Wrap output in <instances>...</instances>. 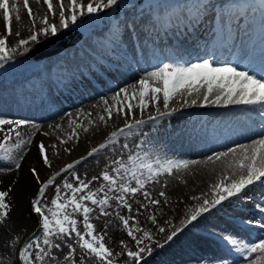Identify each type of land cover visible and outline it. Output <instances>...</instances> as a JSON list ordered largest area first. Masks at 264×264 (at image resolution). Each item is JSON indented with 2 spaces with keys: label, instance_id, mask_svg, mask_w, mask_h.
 <instances>
[{
  "label": "snow or ice",
  "instance_id": "snow-or-ice-1",
  "mask_svg": "<svg viewBox=\"0 0 264 264\" xmlns=\"http://www.w3.org/2000/svg\"><path fill=\"white\" fill-rule=\"evenodd\" d=\"M21 3L31 21L30 34L26 38H19L20 31H14L13 27V13L16 21L21 20V9L18 6ZM35 3L46 5V12L38 21L36 13L30 7V0H11V3L10 0H0V12L5 25V31L0 33V70H3L0 72L7 71L5 65L13 60L15 53L21 50L30 51L29 45L39 44L42 38L56 37L60 29L95 24L100 19V13L108 9L118 10L121 0H56L55 4L53 0H35ZM124 6L130 7L127 4ZM261 9L264 10V5H261ZM210 12L215 17L217 37L231 40L233 24L239 25V18L248 15V6L229 4L217 7L212 0H197L195 4H169L148 0L140 9L139 21L134 19L130 24L124 22L123 38L120 23L110 21L108 36L100 44V51L96 53L95 59L101 65L110 60L112 67L119 70L121 62L130 59L128 41H134L133 53L142 55L145 48V44L141 42L142 35L151 36L155 25L162 20L175 19L179 24H186L194 29ZM82 17L89 19L85 21ZM57 18L58 23L50 22ZM37 23L40 27H37ZM241 28L245 36H251L257 30V25L245 19ZM258 30L264 34V12ZM10 37L19 38L15 46H10ZM237 54L242 65L239 70L231 64L216 66L217 62L212 56L187 66L164 63L162 67L140 78L138 91H133L131 95L129 89L124 87L114 92L111 97L114 101L112 104L108 98L102 97L105 114L100 115L99 120L106 126L114 115L120 116L125 121L123 127L112 131L104 142L67 163L47 179L42 180L36 167L29 168L31 178L38 186L35 197L30 201L31 211L38 217V228L18 250L19 264H116L114 255L126 257L124 264H141L146 256L152 255V244L164 247V244L155 240L151 231L139 226L136 216L142 214L141 210L148 211L168 202V194L164 191L168 185L161 178L172 177L187 169L190 164H198L200 161L160 156L149 158L142 144H137L135 150H129V144L122 143V138L142 134L146 123L173 115L178 109L171 108L170 105L176 99L181 101L182 106L187 107L245 106L259 114L260 126L252 130L258 138H252L250 143H241L226 151H216L207 157L213 163L223 162L225 172L211 184L210 198L205 195L191 197L200 203L190 209V214H186L181 228L177 229L171 221H166L172 231L167 235L165 243L173 241L180 232L202 217L206 219L214 210L220 213L229 204L251 202L253 196L249 193L254 187L264 190V47L259 48L257 56L254 48L242 43ZM132 87L135 89L136 85ZM161 103L164 111H161ZM150 105L154 107L157 115H149L145 121L143 115ZM135 109H139L141 118H136ZM80 112L83 115V110ZM68 115L72 116L71 113ZM29 127L34 131L29 133ZM69 127L72 131L66 138L57 137L61 145L79 143L77 129L89 131L84 123H78L75 119ZM56 128L60 129L62 125L57 124ZM39 130L40 125L33 124L27 118H7L0 115V162L7 165L0 167V172L20 171L25 156L33 146L38 162L47 169L53 167L49 148L54 150L57 145L46 146L43 140L35 141L34 145L35 133ZM43 135L48 136L49 133L44 132ZM117 145L120 146L121 154L112 159L98 175L88 179L86 173L80 174V168L89 158L95 159L101 153L115 151ZM124 150H129L126 158ZM71 151L69 147L63 149L68 154ZM54 155L60 156V152L56 151ZM94 183L98 186L93 187ZM155 185H160L157 196L153 195ZM52 186L55 188L50 204L42 203L46 191ZM11 191V186L7 190H0V239H5L9 246L19 239L6 238V230L3 229L10 221L9 214L12 212V207L6 200ZM258 194L260 202L255 203L254 207L258 210V215L264 217V193ZM130 201H134L139 207L134 209ZM121 210H126L127 215H121ZM113 215L123 225L126 235L134 241V246L129 247L124 240H118L122 249L118 253L106 243V233L98 232L96 224L93 223V220ZM147 219L157 225L156 215H149ZM236 227L238 230L254 227L257 229L258 239L255 242H246L245 237L231 232L210 234L222 240L246 264H264V219H242ZM157 231L163 234L167 230L164 226H158ZM140 233L142 235H138ZM0 264H4L3 258H0ZM219 264H228V261L223 260Z\"/></svg>",
  "mask_w": 264,
  "mask_h": 264
},
{
  "label": "bare ground",
  "instance_id": "bare-ground-1",
  "mask_svg": "<svg viewBox=\"0 0 264 264\" xmlns=\"http://www.w3.org/2000/svg\"><path fill=\"white\" fill-rule=\"evenodd\" d=\"M256 1L225 0L223 3V6L229 4L248 6V15L239 18V25L233 24L231 40L217 37L215 17L210 12L194 29L186 24L184 25L185 31L189 34V36L184 34V32L181 34L186 38L185 48L177 47V45H174L173 49L167 48V44H165L162 37V30L157 27L153 28L151 36L143 34L144 41L148 43L141 41L145 44L142 55L134 54L132 51L134 41H128L127 48L130 59L126 60L125 63L122 62L124 66L119 68V70L114 69L110 61L101 65L95 59L96 53L100 51V44L105 41L111 26L107 30L102 29L96 34L91 35V37L86 35L84 38H81L80 42L70 44L61 50L59 54L34 61L36 66L40 64L39 70H43V74L46 72L44 75L42 74L43 81L49 86H54L50 95L46 97L41 83L38 88L22 92L18 98H13L11 95L12 91L7 88V90L0 92V115L4 117L27 118L33 124H39L40 130L35 133L34 145L35 141L38 140H43L46 146L56 144V149L49 148V156L52 163L59 164L69 156L72 157L73 161L83 156L81 152L85 150L89 143H96L98 139H102V134L107 129L115 128L117 124L124 120L122 117L114 115L113 119L108 121L106 126L99 120L100 115L105 114L102 97L108 98L109 103L112 104L114 101L111 100V97L114 92L124 87L129 89V94L131 95L133 91H138V80L140 78L147 75L148 72L162 67L164 63L184 64L187 66L189 63L199 62L202 58L212 56L217 62L216 66L231 64L239 70L242 68V65L237 53L242 43L254 48L258 56L259 48L264 47L263 34L257 29L255 37V30L251 33V36H245L241 28L245 19L252 22L251 16L254 14V12H251L252 4L260 5V1ZM53 2L55 4L56 0H53ZM196 2L197 0H192L188 4H195ZM124 5H120L115 14L118 17L115 21L120 23L122 38L124 22L130 24L134 19L139 21L141 19L140 9L142 7L135 3L127 4L130 5L127 8ZM18 6L21 9V20L16 21L15 13H13V27L14 31L19 30L21 36L24 37L31 27V21L27 16V10L23 9L22 3ZM30 7L36 13L37 21L46 12V5L42 3L38 5L35 3V0H30ZM1 21L3 25L2 30ZM37 27H40L38 23ZM171 28H174V26L171 25ZM4 31L3 14H0V33ZM149 41H154V43H150ZM193 49L200 52L199 56H195L192 53ZM56 63H59L63 68H68L71 72L73 71L70 73L68 81L63 80L62 82V78L60 79L57 75V67H51L52 64L57 65ZM100 69L103 70V73H100ZM78 75L81 76L79 77ZM132 85H136V88L134 89ZM61 90H69L72 96L65 92L62 93ZM15 101H17V104H20V109L17 112L9 109ZM170 107L177 108L178 111L171 116H165L153 122L162 123L164 127L162 132H166V134L175 129L183 130L186 119L192 116L217 119L220 123L219 130L212 137L196 139L189 143L181 139V141L172 145L173 153L171 155L162 157L200 161L198 164H190L187 169L181 170L172 177L161 178L168 185L164 191L168 194V203L172 206L166 221H171L179 229L183 226L182 221L186 219V214H190V209L200 203V201L192 200L191 197L194 195H205L210 198L211 184L215 183L221 174L225 172L223 162L218 161L213 163L208 161L207 157L213 155L216 151H226L228 148L236 147L241 143H250L251 139L255 137V133L252 130L259 128L260 118L257 112L245 106H230L228 108L187 107L182 106L181 101L176 99L172 101ZM80 110H83V115ZM134 111L136 117L138 116L137 119H139V109H135ZM161 111H164L162 103ZM69 113L72 114L71 117L68 115ZM88 113H91V115L89 116ZM153 113H156L155 109L150 105L144 115H147L146 117L148 118ZM147 118H145V121H147ZM74 119L78 123H84L89 128V131L84 132L82 129H77L81 149L78 147L72 154L68 155L63 152V149L74 144V142L61 145L57 137L63 136L66 138L71 133L72 128L69 127V124ZM57 124L62 125V128H56ZM49 125L52 127H49ZM27 131L31 133L34 129L29 127ZM44 132H48L49 135H43ZM101 142L104 141L100 140L99 143ZM56 151L60 152V156L54 155ZM24 163L33 164L38 167L42 166L38 162L34 146L25 156ZM18 181L22 185L21 183H23L24 178L22 177ZM154 187L155 191L153 195L157 196L160 185H155ZM22 189L25 188L23 187ZM258 193H264V190L254 187L253 191L249 193V195L252 194L253 196L251 202H243L239 205L229 204L220 213H216L214 210L213 214H208L206 219L202 217L197 222H194L193 225L185 228L173 241L165 243L166 235L160 242L164 244V247L160 248L156 246L153 249L152 255L146 256L141 261V264H160L159 261L161 262V260L164 261L161 264H219L223 260L228 261V264H246L237 253L230 251L222 240L210 233L231 232L245 237L246 242L247 240L255 242L258 239L256 236L257 229L253 227L254 229L238 230L236 226L240 224L242 219L255 218V213L250 211V209L247 211L243 207L249 208V206H254L255 203L260 202V195ZM257 219H264V217L259 216ZM164 227L166 230L172 231L168 223H165ZM181 243L184 245L182 248L176 252L172 251L176 245ZM198 250H207L208 255L204 260L197 261L195 253Z\"/></svg>",
  "mask_w": 264,
  "mask_h": 264
},
{
  "label": "rangeland",
  "instance_id": "rangeland-1",
  "mask_svg": "<svg viewBox=\"0 0 264 264\" xmlns=\"http://www.w3.org/2000/svg\"><path fill=\"white\" fill-rule=\"evenodd\" d=\"M168 1L171 0H158V2L160 3H165ZM186 1L188 3V1L190 0H186ZM224 2L225 0H212V3L216 4L217 7H222ZM261 11L264 12V10L262 9ZM0 14H2V12H0ZM115 14H116V9H108L106 10V12H102L99 14L100 22L92 24L88 27H79L74 25V26H70V28L68 29H60L59 31L60 33L57 36L63 35L69 30L82 29L86 31V35L91 37V35L96 34L102 29H107L110 25V21L116 20L118 18ZM81 19L86 21L89 18L82 17ZM50 22L58 23V18L51 19ZM79 23L80 21H78V25ZM2 29H3V25L1 21V30ZM175 31L176 32L174 33L168 31V36L170 35L171 37H173V40H171L170 37H167V34L165 35L163 33L162 35V37L164 38L163 40L167 44V48L173 49L174 47L173 44L175 42L177 44V47L178 46L183 47V45H186V38H184V36H182L181 33H179L177 27H175ZM256 31L257 30H255L254 37L257 35ZM29 34L30 33L28 30L27 35ZM185 34L189 36V34L186 31ZM27 35L24 37L21 36L19 38H26ZM262 37H264V34L262 35ZM19 38L10 37L9 38L10 46H15L16 41ZM44 39L46 38H42L41 41H43ZM142 42L148 43L144 41L143 35H142ZM149 42L152 43L151 41ZM34 45L35 44L29 45L28 46L29 49H31ZM192 53L195 56H199L200 54V52L196 49H193ZM28 55H29L28 52H24L23 50H21L20 52L15 53L13 60L5 65V68L8 69L7 71L0 72V92L5 91L8 88L12 91L11 95L13 96V98L14 97L18 98L19 96H21L22 92L28 91L29 89L32 90L33 88H38L39 84L43 82L42 77L40 75L38 76V71L39 68L41 67L40 64L35 66L34 60H32L31 57H29ZM51 67L52 68L57 67V75L59 76L60 79L62 78V82L63 80L68 81L69 76L71 75L70 73L73 72V71L71 72L68 68L61 67L59 63L57 65L52 64ZM78 76L80 77L81 75ZM41 86L44 88L43 83ZM68 94L72 96V93L70 91ZM9 109H11L14 112H17L20 109V104H17V101H15L13 105L10 106ZM156 114L157 113H153L152 115L155 116ZM146 116L147 115H143V119L147 118ZM7 118H13V117H7ZM136 118H138V116ZM124 123L125 121L123 120L122 122L117 124L115 128L107 129L104 132L105 134L104 133L102 134L101 137L102 139H98L96 143H89L85 148L86 151L84 150L81 153L85 155L88 149L90 150L93 146H96L100 142V140L105 141L106 137L110 135L112 131H115L118 128L123 127ZM185 123L186 124L183 130L175 129L166 134V132H162V130H164L162 123L148 122L146 123L145 126H143L142 134L138 133L131 137L122 138V143H128L129 150H135L137 144H142V147L144 151L147 153L149 158H154L156 156L163 157L165 155H171L173 153L172 145L177 143L178 141H181V139L189 143L196 139L212 137L219 130L220 127V123L217 119H212L208 117L201 118L198 116H192L191 118L186 119ZM68 147L71 148L72 150L71 154L76 149H78V147H80L81 149L79 143L71 144ZM129 150H124L125 158ZM120 154H121V149L120 146L117 145L115 146V151L109 150L106 153L99 154V156L95 159L89 158V160L85 162L84 166L80 168V174L84 175L86 173L87 178L91 179L92 176L98 175L100 171L103 168H105V166L108 165L112 159L117 158ZM70 162H72V157L69 156L66 159H63L59 164L52 163L53 167L51 169H47L43 165L41 167H38L33 164L29 165L23 162L22 168L18 172H11V173L0 172V190H7L10 186L12 187V191L9 193V197L6 198V200L10 203L12 207V212L9 214L10 221L7 223L6 226H3V229L6 230V238L19 237L18 240L14 241L11 244V246H9L8 243H5V239H0V258L9 261L10 264H19V261L17 260L18 250L22 248V246L29 240L32 233L36 232L38 228V217L34 212L31 211V204H30L31 199H33L36 195L38 186L36 182L31 178L29 168L36 167L40 172L42 180H44L47 179L52 173L58 171L61 167H63L64 165ZM6 166L7 165L4 162H0V167H6ZM22 177L24 178V181L23 183H21L22 185H20L18 180ZM59 182H60V178H58L57 180V183ZM97 186L98 184L95 183L93 184V187H97ZM23 187L25 189H22ZM54 188L55 186H52L46 191L45 198L42 201V203L50 204L51 199L54 196ZM130 202L133 203L134 209L139 207L134 201H130ZM171 207L172 206L167 202L166 204H162L156 208H150L148 211L141 210L142 214L136 216V219L139 221V226L145 230L151 231L155 240L161 242L165 238V236L170 233V231L167 230L165 233L161 234L157 231V227L164 226V224L166 223V218L171 211L170 210ZM243 209H247V211H249L250 209V211L255 213L256 216L254 219H257V217H259L258 210L254 206H249V208L243 207ZM121 215H127L126 210H121ZM149 215H156L157 225H153L151 221L147 219ZM93 223L96 224L98 232L106 233V243L110 248L114 250L115 253H118L122 250L118 244V240L121 239L124 240L126 243H128L129 247L134 246V241H132L131 238L126 235V231L123 229V225L119 222L118 218L115 217V215L110 217H101L99 220H93ZM131 224L132 221H130V225ZM138 235H142V233ZM179 245H176L172 249V251L176 252L178 251V249L184 246L182 243ZM151 246L154 249L157 245L152 244ZM206 251L207 250L205 251L198 250L195 253L197 261L204 260V258L208 255ZM113 259L114 261H116V264H124L126 257L114 255ZM159 263L160 264L164 263V261L161 260V262L159 261Z\"/></svg>",
  "mask_w": 264,
  "mask_h": 264
},
{
  "label": "water",
  "instance_id": "water-1",
  "mask_svg": "<svg viewBox=\"0 0 264 264\" xmlns=\"http://www.w3.org/2000/svg\"><path fill=\"white\" fill-rule=\"evenodd\" d=\"M144 2H145V0H144V1H140L139 3H140L141 5H143ZM67 35H70V31H69V33H68ZM82 37H83V33H80V36H79V38H78L76 41L78 42V40H80ZM53 39H55V37H52V39L49 38L48 41H51V40H53ZM39 46H42V45H38V46H35V47H33L32 49H30L29 54H30L32 57H34V58L37 57L36 49H37Z\"/></svg>",
  "mask_w": 264,
  "mask_h": 264
},
{
  "label": "trees",
  "instance_id": "trees-1",
  "mask_svg": "<svg viewBox=\"0 0 264 264\" xmlns=\"http://www.w3.org/2000/svg\"><path fill=\"white\" fill-rule=\"evenodd\" d=\"M4 264H10V262L7 260H4Z\"/></svg>",
  "mask_w": 264,
  "mask_h": 264
}]
</instances>
